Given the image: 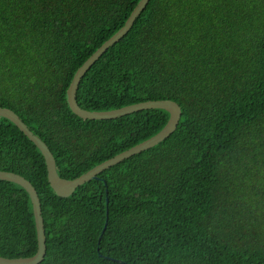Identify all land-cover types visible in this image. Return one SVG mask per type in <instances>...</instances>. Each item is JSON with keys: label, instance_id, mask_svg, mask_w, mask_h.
<instances>
[{"label": "trees", "instance_id": "1", "mask_svg": "<svg viewBox=\"0 0 264 264\" xmlns=\"http://www.w3.org/2000/svg\"><path fill=\"white\" fill-rule=\"evenodd\" d=\"M138 1L0 0V107L47 144L63 178L168 120L159 108L83 119L67 103L76 69ZM157 99L179 104L174 132L67 197L34 143L0 117V170L24 176L40 200L39 264H264V0H149L76 91L96 111ZM36 249L28 193L0 180V256Z\"/></svg>", "mask_w": 264, "mask_h": 264}, {"label": "water", "instance_id": "2", "mask_svg": "<svg viewBox=\"0 0 264 264\" xmlns=\"http://www.w3.org/2000/svg\"><path fill=\"white\" fill-rule=\"evenodd\" d=\"M149 0H139L136 5L131 10L130 14L126 18L124 24L109 38H107L94 52H92L87 59L76 69L74 72L72 79L69 83V86L66 90L67 95V103L70 110L78 117L83 119H112L117 118L126 114H130L136 111L151 109V108H159L166 110L169 113L168 120L166 124L154 135L151 137L121 151L118 154L100 162L99 164L93 166L86 172L81 175L67 179L61 177L56 170L55 159L48 148L47 144L30 128L22 121V119L16 114L12 109L6 107H0V117L6 118L11 121L30 141L34 143V145L41 152L47 171V180L50 184L52 190L60 197H67L75 190L76 187L81 184L92 180L94 178H98L97 175L103 170L115 165L122 160L129 158L132 155H135L141 151H144L157 143L163 141L167 138L171 133L176 129L179 119L181 117V109L179 104L171 99H157V100H145L132 104H128L119 108L109 109V110H87L80 107L76 101V91L79 85L81 78L84 74L89 70V68L95 63V61L113 44L118 42L131 28L135 19L138 17L140 12L145 8ZM0 180H6L21 186L29 195L35 230H36V240H37V249L36 252L31 256L25 257H4L0 256V264H39L46 252V244H45V229L43 217L41 215V206L38 194L31 184L29 180H27L24 176L11 172L0 170ZM107 203V199H106ZM107 214V210H106ZM106 227V221L102 228L101 234L99 235L97 244H99L100 238L104 229Z\"/></svg>", "mask_w": 264, "mask_h": 264}]
</instances>
